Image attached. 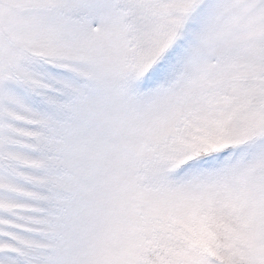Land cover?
Instances as JSON below:
<instances>
[{"label":"snow or ice","instance_id":"6c2138e0","mask_svg":"<svg viewBox=\"0 0 264 264\" xmlns=\"http://www.w3.org/2000/svg\"><path fill=\"white\" fill-rule=\"evenodd\" d=\"M0 264H264V0H0Z\"/></svg>","mask_w":264,"mask_h":264}]
</instances>
